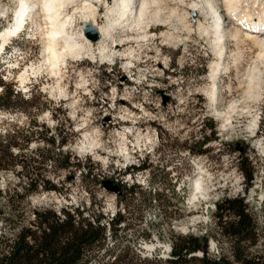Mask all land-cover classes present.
I'll list each match as a JSON object with an SVG mask.
<instances>
[{"label":"rangeland","instance_id":"1","mask_svg":"<svg viewBox=\"0 0 264 264\" xmlns=\"http://www.w3.org/2000/svg\"><path fill=\"white\" fill-rule=\"evenodd\" d=\"M15 1L0 0V34L13 27L19 9ZM184 1L183 7L169 3L174 13L161 14L176 21L172 20L175 46L158 39L159 30L154 41L144 43L139 42L140 27L134 33L121 27L116 31L114 44L123 42L118 51L133 52L126 71L120 58L67 55L65 69L56 77L38 72L20 84L19 78L41 63L40 35H47L48 29L40 25L41 34H36L26 20L17 39L15 33L0 44V53L9 44L0 55V98L12 94L9 109H0V136L14 133L17 146L12 149L16 167L0 173V191L23 194L31 184L34 193L21 205L27 218L38 209L57 214L78 210L84 219L101 216L106 225L120 215L124 222L104 249L114 256L128 250L141 258L157 255L165 260L171 233L208 237V253L227 257L226 243L208 235L214 233V206L222 199L238 198L254 222L258 243L253 251L264 252V55L243 38L236 44L226 41L229 71L218 83L217 110L226 114L234 104L236 111L227 113L223 124L208 101L207 74L217 60L211 41L194 32L197 21L204 23L205 18L196 13L185 17L191 0ZM66 2L59 23L72 19L66 32L74 37L82 33V21L92 22L78 10L83 4L94 9L98 28L116 19L100 3ZM262 3L240 0L238 7L255 20L264 16ZM169 30L163 29L172 33ZM254 72L261 74L257 91L248 80ZM162 97L168 100L165 105ZM22 166H28L26 172ZM140 166L143 170L137 171ZM243 170L253 174L247 191ZM105 181L118 186L121 196L107 193L101 185Z\"/></svg>","mask_w":264,"mask_h":264},{"label":"trees","instance_id":"2","mask_svg":"<svg viewBox=\"0 0 264 264\" xmlns=\"http://www.w3.org/2000/svg\"><path fill=\"white\" fill-rule=\"evenodd\" d=\"M11 97L12 94H7L0 98V109H9ZM210 131L213 135L212 127ZM13 136L14 133L0 136V173L16 167L17 157L12 149L17 146ZM27 167L22 166L21 170L26 172ZM142 170V166L137 169ZM241 174L247 191L253 174L250 170ZM27 187L23 194L0 191V264H264V252L253 251L258 237L243 199H222L214 206V233L208 236L226 243L227 257L208 253V237L170 233L168 258L163 260L157 255L141 258L128 250L114 256L113 251L104 250L107 239L115 237L118 226L124 222L120 215L106 225L101 216L84 219L78 210H61L57 214L50 209H38L30 213L31 219L27 218L21 205L34 193L31 184Z\"/></svg>","mask_w":264,"mask_h":264},{"label":"bare ground","instance_id":"3","mask_svg":"<svg viewBox=\"0 0 264 264\" xmlns=\"http://www.w3.org/2000/svg\"><path fill=\"white\" fill-rule=\"evenodd\" d=\"M16 1L18 3L19 9L16 12L14 18L13 27H11L12 29L6 30L0 34V44L6 43L10 35L14 36L15 33L20 34L22 31H24V23L26 20H29V24L31 25V28L35 29L36 34L40 33V25H45V27H47L48 29L47 35H40V42L42 46L41 63L36 67L27 70L19 78L20 84L24 83L26 77H28L29 74L33 75L38 72H44L46 76L49 77H56L60 70L65 69L64 59L67 55H73L75 57L82 56L84 59L90 60L101 58H109L111 60L114 57L120 58V61L124 65V70L126 71L133 63L134 56L132 50L130 51L129 49L123 52L118 51V49L123 47L121 46V43L123 42L122 40H119L116 41L117 44H114L116 39V31L121 28H123V30L126 28V32L128 31L129 33H134L133 30L140 27L139 30L141 32L138 33V35L140 36L139 42L144 43V41H154L155 35L153 34L157 30H159L160 35L158 39H161L166 46H175L178 42L173 36V34L177 31L175 26L172 25L173 19H171L170 21V17L165 18L162 17L161 14L166 12L169 14L174 13V10L171 8L169 3H175L182 7L186 5L184 4V0H111L112 3L110 6L107 5L104 1H101L100 3V0H87V2L90 1L98 4L100 3V5L105 7V13L109 17H112L113 15L116 17L113 22H111L110 19V21H106L104 27L98 28L95 25L96 22L94 23L92 17V13H95L94 9L89 6L88 3L83 4L81 6V9L78 10H81L82 13L87 14V16L84 18H91L92 20L91 22L90 20L83 19V24L90 25L99 35V39L96 42H91L85 38L83 31L81 34H79L78 36L76 35L75 37L66 32V25H69L68 23L72 19H66L62 23H59V18L61 15L59 11L61 9L63 10V8L66 6V1H70L73 3V0ZM239 1L240 0H191V2L186 6L187 12L185 17L189 13H196L202 15L205 18L204 23H200L199 21H197L194 32L198 37H202L206 41H211L210 48L217 60L215 63L210 65L209 72L207 74V81L210 86L208 101L211 111L219 120H222L224 122H222L223 124H225L228 119L226 114H233L236 111V105L234 104L229 106L228 112L226 114L220 113V111L218 112L217 110L219 103L218 83L221 77L225 74L227 75V72L229 71L224 60V47L226 41L230 40L236 44L238 42H241L243 38L249 41L259 52V54L263 53L264 55V16L262 17V15H258L256 18H254L255 20L249 19V17L245 15V12L239 10ZM64 2H66V4H64L65 6L63 5ZM72 3L69 4L73 5L74 3ZM242 4L245 5V3L243 2ZM255 8L257 7L255 6ZM78 10L76 12H78ZM249 10L251 11V6ZM82 15L83 14H81V17ZM61 18H63V16ZM167 27L171 29L169 31H171L172 33L163 31V29ZM190 28L191 26H187L185 28V34L187 36L192 33ZM255 28L256 31H252V29ZM247 29L251 30V32H248ZM133 40H131L132 43ZM93 47L95 48L93 49ZM260 75L261 74H259L258 72H254L248 77L249 84L255 87V91H257L256 88L259 87V84L261 82ZM254 99H257V97H255ZM194 186L195 191H200L198 183H196Z\"/></svg>","mask_w":264,"mask_h":264},{"label":"water","instance_id":"4","mask_svg":"<svg viewBox=\"0 0 264 264\" xmlns=\"http://www.w3.org/2000/svg\"><path fill=\"white\" fill-rule=\"evenodd\" d=\"M82 31H83L85 38L91 42H96L99 39V35L90 25H83ZM167 101H168L167 98L162 97L163 105H165ZM101 185L107 193L114 194L116 197H120L122 194L121 189L118 186L114 185L112 182L105 181V182H102Z\"/></svg>","mask_w":264,"mask_h":264}]
</instances>
